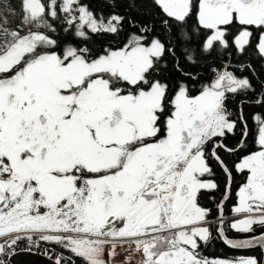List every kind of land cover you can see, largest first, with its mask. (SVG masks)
I'll return each instance as SVG.
<instances>
[{
    "label": "snow or ice",
    "instance_id": "6c2138e0",
    "mask_svg": "<svg viewBox=\"0 0 264 264\" xmlns=\"http://www.w3.org/2000/svg\"><path fill=\"white\" fill-rule=\"evenodd\" d=\"M105 7L98 14L84 0H20L17 11L0 0V264L21 241L27 251L45 243L70 254L54 264L136 256L137 264H264L200 252L213 239V208L202 197L215 204L225 245L264 252V117H252L255 147L247 149L243 109L234 119L228 107L250 95L264 108V79L257 88L254 69L237 75L225 63L249 47L264 58V0ZM101 36L113 40L96 47ZM221 153L236 157L231 166ZM213 162L225 180L219 201ZM236 174L244 180L228 227L244 238L225 231Z\"/></svg>",
    "mask_w": 264,
    "mask_h": 264
},
{
    "label": "trees",
    "instance_id": "16d2710c",
    "mask_svg": "<svg viewBox=\"0 0 264 264\" xmlns=\"http://www.w3.org/2000/svg\"><path fill=\"white\" fill-rule=\"evenodd\" d=\"M10 2L16 7L17 11L20 10V0H10ZM85 3H88L91 5L93 9L100 10L98 14H106L109 9L105 7V0H84ZM126 5L120 4V11H123ZM143 19H147L148 17H142ZM120 39H123V34L121 35ZM113 38L111 36H101V37H93V41L95 43L96 47H100L102 45L107 44L109 41H112ZM257 43V40L253 39V45ZM240 58V62L235 61ZM232 60V63L241 66V64L247 66L251 65L252 67L250 69H247L243 73H239L240 75L244 76H252V70H255V75L252 77V82L254 85L259 87V80L264 79V58H261L255 51L254 47L247 48L246 52L242 56H233L230 58ZM217 63V61H216ZM209 70V67H205L202 69L203 72H207ZM257 77V78H256ZM256 96H250V95H243L239 97H236L235 99H231L229 101L228 106L229 110L234 113L233 117L236 118V114H238L239 107L238 102H240L244 115L247 118V124L249 127V136L247 139V149H252L255 147L254 140H255V126L252 122V117L256 113H261V109L257 106L253 105V102H255ZM241 138V129L240 126L237 127L236 134L235 135H229L226 142L230 146H235L238 141ZM240 154H243L241 152ZM218 176H219V184L221 186V189L219 190L218 194H222V189L224 187V176L220 170H217ZM215 207V204H214ZM215 212V209H213ZM27 241H21L19 243V246H24ZM40 248L46 249L50 254H52L54 257L56 254H61L64 256L70 255L66 250L60 248L59 246H53L45 243H41ZM201 255L204 257H207L208 259H235V256L239 255L236 252L228 249L222 241L216 236L214 230H213V239H211L207 244H202L201 246ZM8 261V260H7ZM9 264V263H8ZM79 264V262H78Z\"/></svg>",
    "mask_w": 264,
    "mask_h": 264
},
{
    "label": "flooded vegetation",
    "instance_id": "af4514ba",
    "mask_svg": "<svg viewBox=\"0 0 264 264\" xmlns=\"http://www.w3.org/2000/svg\"><path fill=\"white\" fill-rule=\"evenodd\" d=\"M235 61H238L240 62V58L235 60ZM217 63H219V61H217ZM225 63H229L230 64V67L228 68V70L230 71H234L235 74L237 75H240V66L239 65H236L234 63H232V60L229 59L228 61H225ZM237 71L239 73H237ZM205 74H209V70L207 72H203ZM256 76V75H255ZM257 78V77H256ZM240 98V96H238ZM258 97L256 96V99ZM231 101V99L229 100ZM229 103V102H228ZM253 105L257 106L258 108L261 109V113H256L255 115L259 114L261 115L262 117H264V108H262L260 105L256 104L255 102H253ZM241 104L240 102H238V107L240 108ZM229 107V106H228ZM234 118V117H233ZM252 122L255 126V129L257 130V125H256V122L252 119ZM255 130V131H256ZM231 135V134H230ZM255 135H256V132H255ZM222 157L229 163V166H231V164L233 163V161L236 159L235 156H228L227 154H224V153H221ZM213 168L216 172V177L215 179L217 180V182L219 183L220 180H219V176H218V172L217 170H220L218 166L215 165V163L213 162ZM221 171V170H220ZM244 180V177L239 175V174H236L235 177H234V182H233V185H232V197L226 202L225 204V207H224V215H225V231H226V234L229 236V238H244V234H237L235 233L233 230H231L229 227H228V224L236 217L233 216V213L231 211L232 207H233V204L235 203V192L238 188V186L243 182ZM220 189H221V186H220ZM224 191V187L222 189ZM222 191V193H223ZM219 192V191H218ZM218 192L214 193L215 197H216V200L219 201L220 198H221V195L218 194ZM201 203L202 204H205V205H208V206H211L213 209H215L214 207V204L211 203V201L207 200L206 197H202L201 198ZM214 211V210H213ZM216 224H217V221L215 220V212H213V227H212V231L214 230L215 234H216ZM6 238V237H5ZM221 240V239H220ZM233 251V250H232ZM201 252V250H200ZM236 252L237 256H235V259L237 258H240V257H247V256H257L261 261H262V252L259 250V249H252V250H247V251H234ZM202 254V253H201ZM139 259V256H136L133 258L132 261H138Z\"/></svg>",
    "mask_w": 264,
    "mask_h": 264
},
{
    "label": "water",
    "instance_id": "95a60500",
    "mask_svg": "<svg viewBox=\"0 0 264 264\" xmlns=\"http://www.w3.org/2000/svg\"><path fill=\"white\" fill-rule=\"evenodd\" d=\"M222 241V240H221ZM223 243V242H222ZM224 244V243H223ZM225 245V244H224ZM233 251H247L252 249H233L225 245ZM262 262H264V252H262ZM9 264H54V262L44 256H40L32 251L19 250L16 255L8 257Z\"/></svg>",
    "mask_w": 264,
    "mask_h": 264
},
{
    "label": "built area",
    "instance_id": "2783aa9c",
    "mask_svg": "<svg viewBox=\"0 0 264 264\" xmlns=\"http://www.w3.org/2000/svg\"><path fill=\"white\" fill-rule=\"evenodd\" d=\"M19 250H26V245H24V246H18L17 251H19ZM45 251H47V250L44 249V248H40V247H39V249H33V250H32V252H34V253H36V254H39L40 256H44V257H46V258L49 259V256H48V255H44V254H43ZM47 252H48V251H47ZM54 258H55V257L52 256V259H50V260H52V261L54 262ZM6 259L8 260V257H7ZM131 262H132V261H131ZM133 263H134V262H133Z\"/></svg>",
    "mask_w": 264,
    "mask_h": 264
},
{
    "label": "rangeland",
    "instance_id": "374dc122",
    "mask_svg": "<svg viewBox=\"0 0 264 264\" xmlns=\"http://www.w3.org/2000/svg\"><path fill=\"white\" fill-rule=\"evenodd\" d=\"M4 239H7V237H6V238H4ZM25 245H27V242H26V244H25ZM40 246H41V244H40ZM52 254H53V253H52ZM52 254H51V255H52ZM52 256H53V255H52ZM53 257H54V256H53ZM119 260H120V261L124 260V256H123V255H122V256H120V257H119ZM131 264H134V263H133V262H131Z\"/></svg>",
    "mask_w": 264,
    "mask_h": 264
},
{
    "label": "bare ground",
    "instance_id": "6f19581e",
    "mask_svg": "<svg viewBox=\"0 0 264 264\" xmlns=\"http://www.w3.org/2000/svg\"><path fill=\"white\" fill-rule=\"evenodd\" d=\"M139 259H140V257H139ZM139 259H138V260H139ZM118 260H119V257H118ZM132 262H134V264H137V261H132Z\"/></svg>",
    "mask_w": 264,
    "mask_h": 264
}]
</instances>
